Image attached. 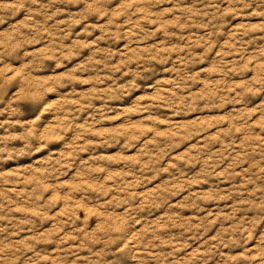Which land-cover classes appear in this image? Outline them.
<instances>
[{
  "label": "clouds",
  "instance_id": "obj_1",
  "mask_svg": "<svg viewBox=\"0 0 264 264\" xmlns=\"http://www.w3.org/2000/svg\"><path fill=\"white\" fill-rule=\"evenodd\" d=\"M0 264H264V0H0Z\"/></svg>",
  "mask_w": 264,
  "mask_h": 264
}]
</instances>
